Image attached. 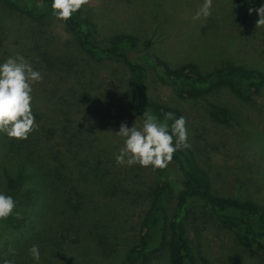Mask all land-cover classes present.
Masks as SVG:
<instances>
[{
	"label": "rangeland",
	"instance_id": "374dc122",
	"mask_svg": "<svg viewBox=\"0 0 264 264\" xmlns=\"http://www.w3.org/2000/svg\"><path fill=\"white\" fill-rule=\"evenodd\" d=\"M201 2L89 0L82 7L100 42L131 33L172 65L210 71L232 62L264 72V25L255 12L262 0H213L211 14L194 20ZM16 53L42 79L32 85L34 130L27 139L0 133V192L15 201L13 213L0 218V264H34L33 244L40 264H132L128 255L162 171L115 162L120 124L139 128L143 121L130 108L126 67L90 58L54 17L31 20L0 2V61ZM147 91L185 118L187 145L210 192L252 200L264 211V83L247 98L227 86L194 97L148 67ZM165 173L175 193L184 189L177 163L168 162ZM183 217L186 249L197 263L264 264V252L239 245L208 208L188 206ZM144 264H171L167 245H151Z\"/></svg>",
	"mask_w": 264,
	"mask_h": 264
},
{
	"label": "trees",
	"instance_id": "16d2710c",
	"mask_svg": "<svg viewBox=\"0 0 264 264\" xmlns=\"http://www.w3.org/2000/svg\"><path fill=\"white\" fill-rule=\"evenodd\" d=\"M0 2L11 6L31 20L39 21L53 17L50 0ZM58 21L66 26L77 45L90 58L98 62L118 61L126 67L130 81L129 104L131 110L138 115H142L147 109L160 119L169 112L174 117L182 116L174 107L155 102L149 95L148 67L157 71L162 79L171 83L180 94L194 97H199L197 91L200 89L227 86L236 96L247 98L257 94L264 83V72L260 69L232 62L210 71L201 70L195 63L172 65L149 50L150 41L142 42L131 33L119 32L112 35L110 42H100L95 35V26L85 16L82 6L67 21ZM139 49L142 50L141 57L133 58L132 55ZM195 89L196 91H193ZM210 108L221 119L228 118V114L221 108L215 105ZM168 123L171 124V120ZM173 143H176L175 138ZM171 160L178 165L184 189L175 193L166 176V167L161 169L153 199L141 223L140 242L131 248L128 255L132 264H144V254L151 245L160 244L167 245L171 264H200L186 249L183 216L188 206L208 208L222 225L233 232L239 245L246 249L259 248L264 252V211L256 202L212 194L210 181L200 169L189 147L177 144Z\"/></svg>",
	"mask_w": 264,
	"mask_h": 264
},
{
	"label": "clouds",
	"instance_id": "9594fccd",
	"mask_svg": "<svg viewBox=\"0 0 264 264\" xmlns=\"http://www.w3.org/2000/svg\"><path fill=\"white\" fill-rule=\"evenodd\" d=\"M89 0H50L51 14L57 20L67 21L82 5ZM213 0H202L193 19L207 18L211 14ZM249 14L253 12L248 9ZM259 19L257 26L264 25V0L255 9ZM41 73L34 70L24 56L19 53L0 61V133L8 138L27 139L36 127L32 112V85L40 82ZM142 125L129 127L121 123L115 136L123 139L122 146L114 154L119 165L141 167L151 166L153 170L163 169L171 161L176 145L187 148V130L183 116L174 117L165 113L163 119L145 109L142 113ZM171 120V124L168 121ZM175 138L176 143H173ZM15 201L11 195L0 192V218H6L13 213ZM29 254L34 264H40V251L33 244ZM3 264H15L14 260Z\"/></svg>",
	"mask_w": 264,
	"mask_h": 264
}]
</instances>
